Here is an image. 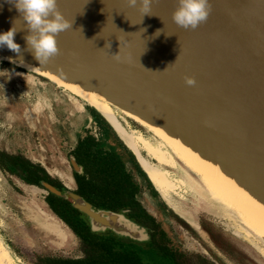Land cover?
Instances as JSON below:
<instances>
[{
	"label": "water",
	"instance_id": "1",
	"mask_svg": "<svg viewBox=\"0 0 264 264\" xmlns=\"http://www.w3.org/2000/svg\"><path fill=\"white\" fill-rule=\"evenodd\" d=\"M210 3L212 12L207 21L195 30H184L172 21L177 0H155L151 16H143L137 8L128 7L127 0H58L59 8L66 12V19L73 22L71 29L57 37L58 46L60 48L71 36L73 50L79 52L82 46L79 29L89 11L100 15L109 29L122 27L126 43L138 42L154 63L155 71L167 73L175 80V86L186 93L205 113L208 122L230 142L237 157L264 190V0H210ZM13 26L17 30L14 38L21 47L24 45L22 34H29L26 22L14 3L0 0V33ZM158 29H162L161 33L155 36ZM64 58L61 51V55L50 63L59 68L63 66ZM77 63L86 66L93 83L97 86L103 83L119 107H124L117 94V80L110 73L111 63L105 59L102 49L78 56ZM167 67L168 70L162 72ZM102 69H105V75L101 80L97 74ZM185 76L195 78V87L185 84ZM130 103L140 113L147 114L148 107L138 91L132 93ZM87 105L101 114L95 107ZM179 105L175 104V127L179 133L194 138L202 126H187ZM160 107L152 98L151 108L165 118ZM204 140L201 136L197 138L198 143ZM69 160L73 171L82 175L83 168L74 156ZM40 184L51 195L68 201L92 234L112 236L132 244L157 264H173L157 256L152 229L129 217L128 211L98 208L69 188H58L46 181Z\"/></svg>",
	"mask_w": 264,
	"mask_h": 264
},
{
	"label": "bare ground",
	"instance_id": "2",
	"mask_svg": "<svg viewBox=\"0 0 264 264\" xmlns=\"http://www.w3.org/2000/svg\"><path fill=\"white\" fill-rule=\"evenodd\" d=\"M59 10L67 18L66 12L61 8ZM81 25L79 34L82 46L79 52H74V39L69 36L60 45L65 58L63 66L59 68H54L50 61L39 65L27 50L24 40L27 33L22 34L24 45L21 46L20 54L0 47V58L45 77L57 87L95 107L136 154L152 184L168 204H173V196L179 194L180 186V180L173 178L169 171V168L174 167L172 161L177 162L190 176L193 173L197 177V185L202 187L216 210L229 216L242 231L244 239L264 258V190L237 157L230 142L220 135L214 124L208 122L205 113L186 93L175 86L174 79H170L167 73L155 72L154 63L138 42L126 43L122 37V27L109 29L100 15L90 11ZM14 42L17 43L15 38ZM100 49L111 63L110 73L117 80V94L124 102L123 108L119 107L103 83L99 86L93 83L86 66L77 63L78 56H87ZM118 53L121 57L119 62L113 59V54ZM21 59L23 64L20 63ZM104 75L105 69H102L97 77L102 80ZM134 91L139 92L141 100L147 105V114L140 113L131 105L130 98ZM152 98L161 105L165 118H161L151 108ZM176 103L182 108L187 126H202V130H199L201 133L194 138L179 133L175 127ZM113 106L151 132L155 142L136 129L128 130ZM199 136L205 138L201 143L197 141ZM188 222L198 228L191 220L188 219ZM0 264H14L1 238Z\"/></svg>",
	"mask_w": 264,
	"mask_h": 264
},
{
	"label": "rangeland",
	"instance_id": "3",
	"mask_svg": "<svg viewBox=\"0 0 264 264\" xmlns=\"http://www.w3.org/2000/svg\"><path fill=\"white\" fill-rule=\"evenodd\" d=\"M20 68L0 60V150L23 154L66 182L65 177L72 173L69 152L76 133L83 134L88 124L89 113L82 108L88 105L49 80ZM114 110L128 130L136 129L155 142L151 132L118 108ZM172 162L174 167L169 168L171 176L180 180L179 194L173 196L174 205L148 191L141 195V201L150 213L159 217L164 225L165 222L170 223L173 237L167 228L170 236L175 237L189 254L202 255L218 264H264L262 256L244 239L242 231L230 217L212 205L202 187L197 185V177L193 173L190 176L177 162ZM67 179L73 181L70 176ZM70 187L74 188V185L70 184ZM45 195L43 190L27 186L0 170V238L11 253L14 264H36L39 257L49 255L82 256L80 241L51 215ZM164 203L167 209L175 211L187 222L189 219L197 226L201 220L213 223V230L227 245L225 248L234 254L229 255L224 244L216 243L202 229L196 238L170 215H163L159 207ZM208 248L212 249L211 255L204 251Z\"/></svg>",
	"mask_w": 264,
	"mask_h": 264
},
{
	"label": "trees",
	"instance_id": "4",
	"mask_svg": "<svg viewBox=\"0 0 264 264\" xmlns=\"http://www.w3.org/2000/svg\"><path fill=\"white\" fill-rule=\"evenodd\" d=\"M8 64V63H6ZM96 119L98 126L105 131L111 150H97V143L90 136L77 142L72 154L77 162L85 169V175H75L76 192L92 205L117 211L119 208L129 206L132 216L141 224L153 229L152 241L157 256L169 260L173 264H212L201 255H192L173 245L170 237L153 215L147 213L132 197L141 195L143 184L154 197H158L146 174L141 170L134 155L119 140L103 116L96 110L88 107ZM130 167L127 168V165ZM0 170L19 179L26 185L40 186L45 180L57 187L61 184L50 177L40 164H36L20 153H8L0 150ZM46 203L50 210L60 218L76 235L80 241L82 256L73 257H43L36 264H157L152 257L132 244H125L112 236H99L90 232L81 220L79 212L73 209L66 200L56 198L49 194ZM171 212V210H170ZM181 225L193 230L179 216L171 213ZM207 261V262H206Z\"/></svg>",
	"mask_w": 264,
	"mask_h": 264
},
{
	"label": "clouds",
	"instance_id": "5",
	"mask_svg": "<svg viewBox=\"0 0 264 264\" xmlns=\"http://www.w3.org/2000/svg\"><path fill=\"white\" fill-rule=\"evenodd\" d=\"M10 2L14 3L21 19L26 22L29 32L24 37L27 50L33 54L39 65L47 64L53 58L61 55L57 37L71 29L73 22L66 19L61 13L58 0H10ZM154 2L155 0H127L128 7L137 8L143 16H151ZM211 12L212 4L210 0H177L176 7L172 12V21L177 27L184 30H195L207 21ZM161 30L158 29L155 36L161 33ZM16 31L13 26L7 32L0 33V47H6L8 50L20 54L21 47L14 42ZM144 31L146 30L144 29ZM113 59L119 62L121 59L120 53L113 54ZM20 63L23 64L22 59ZM168 67L162 72H166ZM155 72L161 71L157 70ZM184 82L189 87H195L196 85L194 77L185 76Z\"/></svg>",
	"mask_w": 264,
	"mask_h": 264
},
{
	"label": "flooded vegetation",
	"instance_id": "6",
	"mask_svg": "<svg viewBox=\"0 0 264 264\" xmlns=\"http://www.w3.org/2000/svg\"><path fill=\"white\" fill-rule=\"evenodd\" d=\"M0 60H1V58H0ZM3 60V59H2ZM21 69V68H20ZM24 70V69H23ZM88 107H90V106H87V107H82L83 109H84V111H86V112H88L89 113V117H88V120H87V126L83 129V134H78V133H76V138H75V142H74V144H73V146H72V148H71V150H70V152H69V156H68V160H69V157L70 156H74L73 154H72V151L74 150V148H75V146L77 145V142L78 141H80V140H82V139H84L85 137H87V136H90V137H92L93 139H94V141L97 143V145H96V148H97V150H104V151H108V150H111L112 149V147L110 146V144H109V141H108V139L106 138V133H105V131L104 130H102L99 126H98V124L96 123V119H95V117H94V115L92 114V112H91V110L88 108ZM104 118V117H103ZM105 119V118H104ZM105 121L109 124V126L112 128V130L114 131V133L117 135V137L119 138V140L123 143V145L129 150V151H131L132 152V154L134 155V157H135V159H136V161H137V163H138V165L140 166V168H141V170L146 174V172L144 171V169L142 168V166H141V164H140V162H139V160H138V158H137V156H136V154L131 150V149H129V147H127V145L125 144V142L121 139V137L118 135V133L115 131V129L112 127V125L105 119ZM74 158H75V156H74ZM29 159V158H28ZM29 160H31V159H29ZM75 160H76V158H75ZM32 161V160H31ZM32 162H34V161H32ZM76 162H77V160H76ZM35 163V162H34ZM69 163H70V160H69ZM78 163V162H77ZM36 164H40V163H36ZM79 164V163H78ZM43 168H45V170H46V172L50 175V177L51 178H53L54 180H57L60 184H61V186L62 187H58V188H63V187H66V188H69V189H71V190H73L74 192H76V190H77V184H76V180H75V175H80V174H76L74 171H73V169H72V166H71V164H70V167H71V169H72V173H71V175H69L71 178H72V180L73 181H69V179H67L69 176H66L65 177V179H66V182H64V180L63 179H61L60 177H54L53 175H51L50 174V172L46 169V167L44 166V165H42V164H40ZM79 165H81V164H79ZM82 166V165H81ZM128 167H130V164H128L127 165V168ZM82 168H83V174L82 175H80V176H83V175H85V169H84V167L82 166ZM3 173V172H2ZM7 176H11V175H9V174H6ZM146 176H147V178L149 179V177H148V175L146 174ZM138 180H139V182L140 183H142L143 184V192H142V194L144 193V191H148L149 192V190L146 188V183H145V181L142 179V178H138ZM41 181H45V180H41ZM40 181V182H41ZM149 181L151 182V180L149 179ZM46 182H48V181H46ZM49 184H51L50 182H48ZM70 184L71 185H74V188H71L70 187ZM151 184H152V182H151ZM51 185H53V184H51ZM27 186H31V187H34V188H36V189H38V190H43L44 192H45V203H46V197H47V195H49L50 193L40 184V186H35V185H27ZM53 186H56V185H53ZM152 186H153V188L156 190V188L154 187V185L152 184ZM57 187V186H56ZM157 191V190H156ZM77 193V192H76ZM157 193H158V195L159 196H161L160 195V193L157 191ZM78 194V193H77ZM141 194V195H142ZM80 195V194H79ZM141 195H134L133 197H132V199L134 200V202L135 203H139L142 207H143V209L147 212V213H149L150 215H153L152 213H150L148 210H147V208L145 207V205H144V203L141 201ZM158 196V197H159ZM55 197V196H54ZM57 198V197H56ZM84 198V197H83ZM162 198V197H161ZM68 202V201H67ZM46 205H47V207H48V209L50 210V208H49V206H48V204L46 203ZM99 208V207H98ZM104 209H106V208H104ZM76 210V209H75ZM108 210H111V209H108ZM119 210H126V211H128V216L129 217H132V218H134L133 216H132V208L131 207H129L128 205L127 206H124V207H122V208H119L117 211H119ZM159 210L163 213V215L165 214V215H170L171 217H172V219H174V221L180 226V227H182L183 229H185L186 231H189V232H191L192 233V235H194L196 238H199V230H201L202 229V231H204L205 233H207L208 234V236H210L213 240H215L216 241V243L217 242H219L220 244L222 243V245L224 244V248H225V246H226V248H227V245H226V243L225 242H223L222 240H223V238L222 237H220L219 236V234L218 233H215V231L213 230L215 227H214V224L213 223H209L208 224V222L206 223V221H203V220H201L200 222H198L197 224H198V228L197 227H195V226H193L192 224H190L189 222H187V221H185L184 219V221L187 223V225L189 226V227H191L193 230H189L188 228H186V227H184L183 225H181L178 221H176L175 220V218H174V216L171 214L172 212H173V214L174 215H177L176 213H175V211H172L171 210V212H170V210L169 209H167V207H166V204L164 203V205L162 204L161 205V207H159ZM51 211V210H50ZM111 211H114V210H111ZM45 212V211H44ZM44 212H43V214H44ZM47 213V212H46ZM41 214H42V212H41ZM50 214V213H49ZM51 215L52 216H54L57 220H58V222L59 223H61V224H63L64 226H66V228L73 234V235H75L73 232H72V230L60 219V218H58L56 215H54L53 214V212L51 211ZM80 215V214H79ZM154 216V215H153ZM178 216V215H177ZM155 217V219L157 220V221H159V222H161V224H162V227L164 228V230L167 232V234L170 236V234H169V232H168V230H167V228L169 229V231H170V233H171V235L173 234V228H172V226L170 225V223H166L165 222V225H164V223L162 222V220H160L159 219V217H157V216H154ZM181 218V217H180ZM135 219V218H134ZM182 219V218H181ZM136 220V219H135ZM137 221V220H136ZM168 226V227H167ZM149 228V227H148ZM151 229V228H150ZM152 234H153V229H152ZM76 236V235H75ZM171 237V236H170ZM172 237H173V235H172ZM173 240H174V242H173V245L174 246H178V244H179V246L181 247V249L182 250H184L183 248H182V246L180 245V243L177 241V240H175V237L173 238ZM225 240V239H224ZM176 241V242H175ZM178 243V244H177ZM224 249V250H226L227 251V253L230 255V254H234L233 253V251L232 250H230V249ZM208 250V251H207ZM207 250H204L205 252H206V254H209V252H210V255H211V253H213L212 252V249H210V248H208ZM185 251V250H184ZM186 252V251H185ZM188 253V252H187ZM195 256V255H194ZM202 256V255H201ZM215 256V255H214ZM43 257H64V256H41V257H39V258H43ZM203 258H205L206 260H208L209 262H211L212 264H218L217 263V261L216 260H213V259H210V258H207V257H204V256H202ZM216 257V256H215ZM74 258V257H73ZM77 258V257H76ZM217 258V257H216ZM38 261V260H37ZM37 261H36V263H37ZM194 262H196L195 264H203L202 262H199V261H195L194 260ZM207 262V261H206Z\"/></svg>",
	"mask_w": 264,
	"mask_h": 264
},
{
	"label": "crops",
	"instance_id": "7",
	"mask_svg": "<svg viewBox=\"0 0 264 264\" xmlns=\"http://www.w3.org/2000/svg\"><path fill=\"white\" fill-rule=\"evenodd\" d=\"M81 106V105H80Z\"/></svg>",
	"mask_w": 264,
	"mask_h": 264
}]
</instances>
